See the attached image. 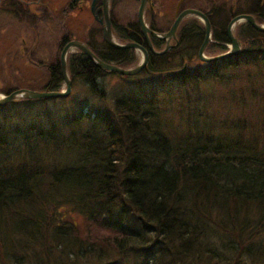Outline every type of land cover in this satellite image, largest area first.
<instances>
[{
	"label": "trees",
	"instance_id": "16d2710c",
	"mask_svg": "<svg viewBox=\"0 0 264 264\" xmlns=\"http://www.w3.org/2000/svg\"><path fill=\"white\" fill-rule=\"evenodd\" d=\"M203 1L194 7L203 10ZM251 1L246 0L248 6L261 11L258 18L264 20V9H259L264 0ZM191 17L178 26V45L161 55L150 53L140 74L166 71L183 83L193 80L195 86L222 75L224 69L217 65L229 59L198 60L204 27ZM247 37L260 42L253 31ZM92 40L87 45L106 62L124 67L135 61L132 48ZM152 42L159 46L164 41ZM195 60L202 65L190 66ZM242 61L251 63L243 58L232 64ZM185 62L188 68L181 69ZM68 69L92 91L105 71L83 52L69 56ZM60 82L56 62L43 89L58 90ZM134 93L116 99L121 107L116 122L97 111L86 116L71 111L66 122L55 118L20 128L17 124L26 120L22 117L7 127L3 121L17 114L20 100L0 105L5 112L0 122V264H50L51 257L62 261L65 252L76 258L92 253L101 260L108 253L97 252L99 244L73 233V212L99 229L124 233L118 251L139 252L143 264L149 257L165 258L168 264H239L244 254L249 264L264 263V241H254L264 231V121L256 127L253 118L234 126L232 134L211 136L206 126L198 125L200 116H192L200 135L174 143L175 134L170 122L161 119L159 106H145L147 100L133 99L139 96ZM83 120L87 127L77 130ZM67 124L71 127L66 134ZM109 260L105 256L101 261L117 262Z\"/></svg>",
	"mask_w": 264,
	"mask_h": 264
},
{
	"label": "rangeland",
	"instance_id": "374dc122",
	"mask_svg": "<svg viewBox=\"0 0 264 264\" xmlns=\"http://www.w3.org/2000/svg\"><path fill=\"white\" fill-rule=\"evenodd\" d=\"M116 2L114 6L115 18L121 21L122 24L125 23L127 18L136 15L139 5L138 0H117ZM155 2L156 9L161 11L165 20H167L160 24L159 28L168 30L174 19L177 0H155ZM186 2L189 5L198 2V0H188ZM225 2L230 5L236 3L237 0H225ZM240 3L241 6L246 7V0H238V4ZM200 5L203 9L206 8L203 3H200ZM252 9L256 13L261 12L254 7ZM259 9H264V4L261 5L260 3ZM49 10L50 19L43 21L38 17L34 25L29 27H27V24L26 26H16L14 21L10 19L5 22L0 20V97L7 95V91L12 92L21 88L46 90L43 88L50 79V67L56 62L60 64L61 50L67 41L76 39L86 43V41L92 39L103 40V27L93 19L90 9L85 7L83 11H78L74 2L70 4V0H51ZM37 15H41V12H38ZM188 17H185L183 21ZM191 18L192 21L201 22L203 25L199 18L193 16ZM243 22L245 21L236 22L233 26L237 33H248ZM260 23L264 24V20H260ZM253 33L258 39L264 40V31L255 29ZM91 34L93 38L90 37ZM24 39L25 41H23ZM114 39L119 43L125 42V40L118 39L115 34ZM58 40H60V43H58ZM210 40L213 39L210 38ZM151 44L153 49L158 52L164 50L166 46L165 42L159 46H154L152 41ZM231 47L232 45L229 44L227 50H230ZM172 48L173 45L165 52L169 49L172 50ZM260 50H262L261 47ZM80 52L77 49L69 50L66 57L67 67L69 56L72 54L78 55ZM134 53L135 61L124 66V68L134 67L141 61L142 52L136 49ZM204 53L205 55L214 54L213 46L209 45ZM243 58L250 59L251 63L242 61L238 65L232 64L233 61L235 63ZM254 58L260 59L252 61ZM193 65L198 67L202 63L195 60L190 66ZM217 66L224 69V71H221L222 75L205 78L206 81H201L198 86H195L193 80L183 83L181 79L174 76L175 73L166 75V71H163V75L140 74L146 65L134 76L104 71L101 68L104 72L96 78L98 87L95 91L90 89L82 77L72 76L68 69L71 79V90L68 95L63 98L49 97L48 99L16 98L15 100H20L17 114L8 115L3 121L2 116H5V112H0V122L3 121L7 127H12V124H17L16 122L24 117L26 118L24 124H17V126L24 128L32 124L34 127H38L44 120L50 121L55 118L66 122L64 118L71 111H77L78 113L81 111L83 112L82 116L97 111L100 112V116H107L111 122H116V113L118 115L121 109L120 106H117L116 99L131 98L133 97L131 95L136 92L139 96L133 99L142 102H145L143 99H146L145 106L153 107V109H155V105L159 106L161 119L170 122V128L175 134V137L173 136L174 143L175 140H183L186 137H190L192 141L196 135H200V132L193 127V121L195 120L192 119V116H200L197 121L198 125L206 126L209 129L207 135L211 136L226 131L232 134L231 131L234 126H242L243 123L246 124L253 118L254 126L258 127L261 123L258 121H264V116H261L264 110V51L254 56L250 53L240 55L231 60H226L224 65L218 64ZM157 87L158 89H156ZM8 88H11V90H8ZM64 89L65 83L61 75L58 91ZM251 113L255 115L249 116ZM92 117H96V115L93 116L92 114ZM68 125L65 126L64 130L66 134L71 127ZM80 125H77V130L86 128V120H83ZM202 134L206 133L202 132ZM72 217L77 221V227L73 233L78 234L83 241H95L96 244H99V247H101L96 246L97 252L108 253L102 259L106 256L107 259L117 261L111 264H143L140 262L142 254L139 252L127 250L121 253V251H118V245L116 244L120 242L123 236H126L124 233H117L103 226L102 229H99L100 226H96L74 212ZM261 239L264 241V231L254 237L256 245L259 244ZM82 255V257L76 258L72 253L66 254L65 252L62 261L56 262L54 257H51L50 264L104 263L101 261L102 259L100 260V257L99 260L94 259L92 253H83ZM55 257H58V254ZM249 263H251L250 260L244 254L239 264ZM6 264L14 263L7 262ZM145 264L168 263L165 258H158L156 261L154 258L149 257Z\"/></svg>",
	"mask_w": 264,
	"mask_h": 264
},
{
	"label": "flooded vegetation",
	"instance_id": "af4514ba",
	"mask_svg": "<svg viewBox=\"0 0 264 264\" xmlns=\"http://www.w3.org/2000/svg\"><path fill=\"white\" fill-rule=\"evenodd\" d=\"M116 1L117 0H108L107 2L108 21L110 23L113 36L115 34V36L118 37V39L125 40V42L132 41L137 44L143 45L148 50V60H149L151 52H150V48L147 45L146 37L143 31L141 30L138 21V16H137L138 9L136 15H133L131 18H127L125 23L122 24L121 21H118L115 18L114 6L117 3ZM179 1L180 0H177L176 5ZM186 1L188 0H181L178 12H180L182 9L185 8H195L193 4L188 5ZM73 2L76 7V10L78 11H83L85 7L90 9L93 19L97 21L101 25V27L104 26V23L106 21L104 9H103L104 0H70V4H73ZM202 3L206 5V8L200 10L204 12L209 19L211 38L213 39L208 42L206 47L212 45L213 51H215L214 54H210V55H217L223 53L228 49L227 47L229 44L232 45V41L229 39L227 29L229 22L233 17L237 16L238 14H250L255 19L256 22L260 23V20L258 18L259 13L254 12L252 9L253 7L252 4L250 5L249 3L248 6V2L245 8H242L243 6H241L242 5L241 3L238 4V0L236 3H231L230 5L226 3L225 0H204ZM50 7H51V0H0V16H2L0 17V20L5 22L10 19L14 21L16 26H23V25L26 26L27 24V27H29L31 25H34V22L36 19H38V17L43 21H47L48 19H50V13H49ZM38 12H41V15H37ZM143 18L145 23L151 30L159 33L167 31V30H157L159 29L160 24H163L167 20H165L163 13L156 9L155 0L147 1ZM174 18H175V12H174ZM243 23L245 24L244 26L245 28H247L248 33L249 31L254 32V30L256 29L248 21H245ZM177 29L175 31V37H172L170 39V44L173 45V47H176L179 43V39L176 33ZM248 33L246 34L237 33L234 28L233 34L238 42L239 49L233 54L226 56L224 58H220L218 60H214L213 62H217L221 59L230 60L240 55L249 54V53L255 55L253 53V50L259 49L260 47L264 49V47H262L264 46V40L260 39V42H257L255 40L249 41V38L247 37ZM122 36H124L125 38H123ZM90 37L93 38V35L91 34ZM149 38L151 41L152 39H160L152 35H149ZM161 40H163L166 43L165 39H161ZM23 41H25V39ZM197 57H198V51H197ZM187 68H188L187 62L183 63L181 69H187Z\"/></svg>",
	"mask_w": 264,
	"mask_h": 264
},
{
	"label": "water",
	"instance_id": "95a60500",
	"mask_svg": "<svg viewBox=\"0 0 264 264\" xmlns=\"http://www.w3.org/2000/svg\"><path fill=\"white\" fill-rule=\"evenodd\" d=\"M148 0H139V8L137 12L138 16V21L141 27V30L143 31L146 40H147V45L150 48V51L154 54H163L168 48L171 47L170 44V39L172 37H175V31L180 24L181 20L184 17L187 16H195L199 18L204 25V37L202 40L201 45L199 46L198 49V57L203 60V61H212L216 60L225 56H228L230 54H233L239 49L238 42L236 38L234 37L233 34V26L236 24V22L239 21H248L251 23V25L261 31H264V24H259L255 21V19L250 15V14H238L237 16L233 17L228 25L227 33L229 36V39L232 41V49L226 51L225 53L218 54L215 56H207L205 55L204 51L205 48L210 41L211 38V30H210V22L208 17L199 9L196 8H185L182 9L180 12H178L180 2L181 0L177 3L176 8H175V18L174 21L172 22L171 26L166 32H155L151 30L147 24L144 21V11L147 5ZM107 2L108 0H104V13H105V18L106 21L104 23V26L102 28V37L103 40L110 46L118 48V49H125V48H134L138 49L142 52V58L141 61L134 67H128L124 68L122 66H119L115 63H110L103 61L101 58H99L90 48L89 46L80 40L72 39L69 40L65 43L61 50L60 54V68H61V75L65 83V89L58 91V90H32V89H27V88H21V89H16L13 90L12 92L8 93L7 95H3L0 97V104H4L7 102H11L15 100L16 98H48V97H65L66 95L69 94L71 90V79L68 74V67H67V53L71 49H77L83 52L96 66L102 68L103 70L111 71V72H116L122 75H135L139 73L146 65L148 61V50L140 44H137L132 41H127L124 43H119L114 39L110 23L108 21V12H107ZM149 35H152L156 38H161L166 40V46L164 50L162 51H155L152 47Z\"/></svg>",
	"mask_w": 264,
	"mask_h": 264
}]
</instances>
